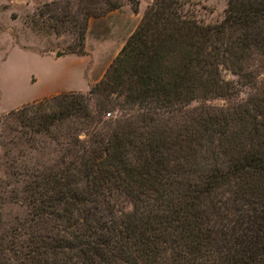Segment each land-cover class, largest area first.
Returning a JSON list of instances; mask_svg holds the SVG:
<instances>
[{
	"label": "trees",
	"instance_id": "obj_1",
	"mask_svg": "<svg viewBox=\"0 0 264 264\" xmlns=\"http://www.w3.org/2000/svg\"><path fill=\"white\" fill-rule=\"evenodd\" d=\"M183 2L152 0L85 93L2 114L17 143L58 148L48 164L8 156L0 191L26 214L0 230V264H264V0H226L213 23ZM55 10L39 14L61 24ZM82 36L67 51L81 54ZM112 105L130 110L102 120Z\"/></svg>",
	"mask_w": 264,
	"mask_h": 264
},
{
	"label": "rangeland",
	"instance_id": "obj_2",
	"mask_svg": "<svg viewBox=\"0 0 264 264\" xmlns=\"http://www.w3.org/2000/svg\"><path fill=\"white\" fill-rule=\"evenodd\" d=\"M152 0H0V180L7 181L3 169L8 163V156L18 158L19 162L31 165L39 160L45 164L56 156L58 146L46 142L41 137L40 149H29L20 138L17 143V132L8 130L6 125L15 123L9 117L2 121V114L14 109L31 99L40 98L46 92L56 88L78 90L85 93L103 74L109 62L116 55L127 35L135 27L146 6ZM183 8L189 16L199 22L213 23L221 19L226 0H183ZM113 4L112 6H109ZM55 7V11L64 20L55 23L45 13L39 14L44 7ZM135 6V10L132 7ZM90 13V14H88ZM83 26L82 53L67 51L75 47L76 28ZM54 51L62 54L54 56ZM224 80L232 81L236 88L235 97H243L249 89L237 83V76L227 69H220ZM234 97V98H235ZM84 101L93 110L96 105L94 93H86ZM235 98V99H236ZM237 100V99H236ZM200 100H192L189 107H197ZM212 107H224L226 101L213 97L204 102ZM127 106V105H126ZM112 105L103 109L102 120L119 118L126 115L130 107ZM109 111V115L104 113ZM61 128V127H59ZM79 138L83 134L78 135ZM62 138V137H60ZM63 139V138H62ZM61 139V140H62ZM9 140L14 141L12 144ZM43 143V145H42ZM11 184H2L7 190ZM0 199V230L22 218L26 214L24 205L9 201L6 193ZM120 206L129 209V203L122 199ZM248 213V210H243ZM241 227L237 228V231ZM245 236L248 235L247 231Z\"/></svg>",
	"mask_w": 264,
	"mask_h": 264
},
{
	"label": "crops",
	"instance_id": "obj_3",
	"mask_svg": "<svg viewBox=\"0 0 264 264\" xmlns=\"http://www.w3.org/2000/svg\"><path fill=\"white\" fill-rule=\"evenodd\" d=\"M89 83H90V81H88L84 87L75 88V90H83V89H85L89 85ZM66 90H68V89H66ZM59 91H62V89L56 88L54 91H52V92H50V91L49 92H46L45 94L40 95L39 97L51 95V94L57 93ZM35 98H38V97H35ZM32 99H34V98H32ZM28 100H31V99H28Z\"/></svg>",
	"mask_w": 264,
	"mask_h": 264
},
{
	"label": "water",
	"instance_id": "obj_4",
	"mask_svg": "<svg viewBox=\"0 0 264 264\" xmlns=\"http://www.w3.org/2000/svg\"><path fill=\"white\" fill-rule=\"evenodd\" d=\"M61 54H62L61 51H54V53H53L54 56H59V55H61Z\"/></svg>",
	"mask_w": 264,
	"mask_h": 264
},
{
	"label": "built area",
	"instance_id": "obj_5",
	"mask_svg": "<svg viewBox=\"0 0 264 264\" xmlns=\"http://www.w3.org/2000/svg\"><path fill=\"white\" fill-rule=\"evenodd\" d=\"M104 115H105V116H108V115H109V111H106V112L104 113Z\"/></svg>",
	"mask_w": 264,
	"mask_h": 264
}]
</instances>
